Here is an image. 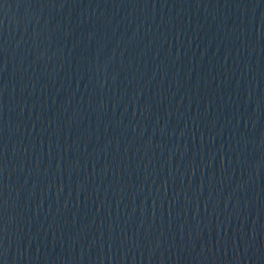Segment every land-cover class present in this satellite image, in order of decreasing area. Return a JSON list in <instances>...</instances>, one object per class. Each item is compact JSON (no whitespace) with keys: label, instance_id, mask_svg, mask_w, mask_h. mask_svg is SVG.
Here are the masks:
<instances>
[{"label":"water","instance_id":"95a60500","mask_svg":"<svg viewBox=\"0 0 264 264\" xmlns=\"http://www.w3.org/2000/svg\"><path fill=\"white\" fill-rule=\"evenodd\" d=\"M0 264H264V0H0Z\"/></svg>","mask_w":264,"mask_h":264}]
</instances>
